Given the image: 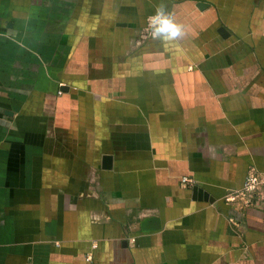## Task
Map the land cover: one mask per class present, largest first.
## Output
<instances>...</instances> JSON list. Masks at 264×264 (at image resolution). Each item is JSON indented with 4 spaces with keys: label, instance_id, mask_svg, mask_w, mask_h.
Listing matches in <instances>:
<instances>
[{
    "label": "crops",
    "instance_id": "0c3cea01",
    "mask_svg": "<svg viewBox=\"0 0 264 264\" xmlns=\"http://www.w3.org/2000/svg\"><path fill=\"white\" fill-rule=\"evenodd\" d=\"M252 166L264 0H0V264H264Z\"/></svg>",
    "mask_w": 264,
    "mask_h": 264
},
{
    "label": "built area",
    "instance_id": "2783aa9c",
    "mask_svg": "<svg viewBox=\"0 0 264 264\" xmlns=\"http://www.w3.org/2000/svg\"><path fill=\"white\" fill-rule=\"evenodd\" d=\"M184 184H192V179L184 177ZM236 195L244 199L250 208L261 211L264 227V172L257 167L249 168L243 186L236 192Z\"/></svg>",
    "mask_w": 264,
    "mask_h": 264
},
{
    "label": "clouds",
    "instance_id": "9594fccd",
    "mask_svg": "<svg viewBox=\"0 0 264 264\" xmlns=\"http://www.w3.org/2000/svg\"><path fill=\"white\" fill-rule=\"evenodd\" d=\"M147 29L153 39L161 42L175 41L183 35L182 27L169 18L163 7L149 17Z\"/></svg>",
    "mask_w": 264,
    "mask_h": 264
},
{
    "label": "water",
    "instance_id": "95a60500",
    "mask_svg": "<svg viewBox=\"0 0 264 264\" xmlns=\"http://www.w3.org/2000/svg\"><path fill=\"white\" fill-rule=\"evenodd\" d=\"M223 31H224V29H222V30L220 31V33H221L222 35H224ZM195 191H196V189H195Z\"/></svg>",
    "mask_w": 264,
    "mask_h": 264
}]
</instances>
